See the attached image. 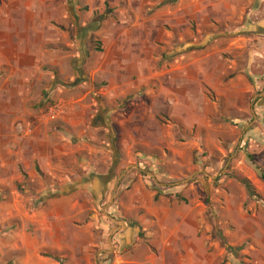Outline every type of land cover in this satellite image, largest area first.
I'll list each match as a JSON object with an SVG mask.
<instances>
[{"label":"crops","instance_id":"1","mask_svg":"<svg viewBox=\"0 0 264 264\" xmlns=\"http://www.w3.org/2000/svg\"><path fill=\"white\" fill-rule=\"evenodd\" d=\"M106 1L111 14L101 25H88L103 14ZM91 36L101 43L99 52ZM82 68L91 82L102 79L105 85L92 87ZM259 70L264 71V0H0V264H57L49 256L73 250L74 238L64 229L76 203L32 197L54 185L42 182L39 173L61 176L66 185L79 160L85 169L95 167L88 172L95 191L104 192L116 178V196L127 178L122 168L137 149L138 172L144 165H167L170 174H182L188 170L180 163L189 157L182 143L187 129L222 118L217 107L224 117L245 114L253 92L248 77L257 85ZM52 101L62 113L38 124L37 113ZM110 153L107 174L96 176ZM215 153L226 157L221 147ZM222 186L216 191L222 199L214 201L223 214L213 228L222 231L223 248L209 242L212 226L198 201L179 207L161 198L154 205L152 195L143 194L144 204L137 202L144 215L136 220L154 237L153 246L132 250L125 263L237 264L234 258L242 254L251 257L250 264H264V250H225L264 229L242 212V188L232 179ZM117 203L114 198L108 211Z\"/></svg>","mask_w":264,"mask_h":264},{"label":"rangeland","instance_id":"2","mask_svg":"<svg viewBox=\"0 0 264 264\" xmlns=\"http://www.w3.org/2000/svg\"><path fill=\"white\" fill-rule=\"evenodd\" d=\"M98 5H100V1ZM82 9L84 12L87 10L86 7ZM110 14L111 9L106 1L102 14L106 15V18L103 21ZM102 15L93 16L88 25H101L103 21H99L98 18ZM89 42L93 50L100 51L101 43L94 36L90 37ZM96 65V62H91L90 69L95 68ZM81 70L85 75V81L91 83L92 87L97 88L105 85L102 79H99L97 83L91 82L89 75L85 73L86 68ZM258 72L261 75L257 85L254 84L253 78L248 77L249 83L253 86V92L248 96L245 114L235 118L236 112H230L232 117H224L221 108L217 107V116L221 114L222 118L219 120L210 119L205 125H195L187 129L182 143L184 146H190L189 150L185 146L189 157L185 156L180 159V163L188 167V170L185 169L182 174H170L173 169L167 165L164 167L144 165L141 167L143 172H138L135 167L138 166L136 160L140 150L137 149L133 152L131 162L122 168L126 171L127 178H125L123 188L117 192L116 196L113 193L116 178L104 192L95 191L89 186L90 181L94 182L91 180L93 175L88 173L93 172L95 167L90 166L85 169L79 160L73 164V173L65 181L66 185L61 176L56 175L52 178L39 173L42 182H53L54 185L38 194L32 193V197L38 199L66 197L76 203L72 218L67 220L64 229L66 235L70 234L74 238L73 250H62L54 256V261L57 264H127L126 260L130 261L134 256L132 250L148 252V249L153 246L154 237H148L147 231L136 220L137 217L144 215V209L140 208L137 202L139 199L141 204H144L143 194H146V197L152 195L154 205L161 204V198L172 200L179 207L188 206L192 201H198V208L203 212L205 221L212 226L209 242L218 241L220 247L223 248L226 242L222 237V231L213 228L216 219H219L223 212L219 203L214 200L218 197L220 200L222 199L216 191H223L225 188L222 185L229 179L234 180L245 194V202L242 205L244 215L250 222L255 219L259 220L264 229V205L254 199H249L244 188L238 182V179L249 181L255 194L264 201V183L259 179V171H264V126H262L264 71L259 70ZM70 82V80H66L67 87H70ZM213 97L210 101H214ZM62 108L57 101H52L50 106L37 113L38 124L48 125L56 120L62 113ZM51 109H55L57 112L49 119H42L43 115ZM241 119H243L242 123H240ZM218 136H223L227 140L216 143L215 138ZM218 147L226 152L225 158L221 159L215 153ZM115 150L116 155L120 158L122 153ZM109 156L108 165L103 169L99 168L96 176L104 177L103 174H107L114 161L112 153ZM115 176L118 178L119 175ZM59 177L62 180H59ZM191 187L193 188L190 190ZM19 191L22 193V190ZM232 191L237 193L234 189ZM114 198L120 199L121 204L117 203L118 205L111 209L112 211H108ZM110 219L114 221H110ZM147 219L150 221L152 217ZM128 232L131 233L129 238L125 235ZM87 242L90 243V246L86 244ZM82 244L88 246V251L82 250ZM230 248L234 250H264V234H259L254 239H247L238 247ZM151 251L157 253V250ZM139 254L142 255V253ZM141 255H139V259L142 257ZM96 259H99L97 263ZM234 259L237 264H250L251 262V257L242 254ZM142 261H144V256Z\"/></svg>","mask_w":264,"mask_h":264},{"label":"trees","instance_id":"3","mask_svg":"<svg viewBox=\"0 0 264 264\" xmlns=\"http://www.w3.org/2000/svg\"><path fill=\"white\" fill-rule=\"evenodd\" d=\"M106 18V15H102L100 16L98 19L99 21H103L104 19ZM259 179L261 182L264 183V171H259ZM238 182L242 185V187L244 188L246 194H247V197L249 199H254L258 202H260L262 205H264V201H262L254 192V189L253 187L251 186V184L249 183V181L245 180V179H238ZM226 251L228 253H233L234 249L233 248H230V247H227L226 248ZM51 259H54V256H49Z\"/></svg>","mask_w":264,"mask_h":264},{"label":"built area","instance_id":"4","mask_svg":"<svg viewBox=\"0 0 264 264\" xmlns=\"http://www.w3.org/2000/svg\"><path fill=\"white\" fill-rule=\"evenodd\" d=\"M57 111L55 109H51L48 111V113H46L45 115H43L42 119H49V117H51L52 115H54ZM30 133V131H29Z\"/></svg>","mask_w":264,"mask_h":264}]
</instances>
